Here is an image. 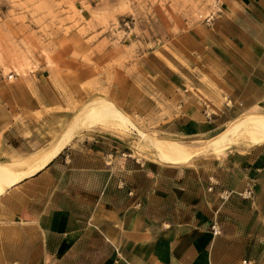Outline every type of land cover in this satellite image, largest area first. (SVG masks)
<instances>
[{"label":"crops","instance_id":"1","mask_svg":"<svg viewBox=\"0 0 264 264\" xmlns=\"http://www.w3.org/2000/svg\"><path fill=\"white\" fill-rule=\"evenodd\" d=\"M214 11L177 40L191 68L164 64L165 143L264 119V0ZM55 89L34 76L4 87L1 166L31 171L59 141L69 104ZM131 133L81 130L34 174L0 177V264H264V141L158 161L133 154Z\"/></svg>","mask_w":264,"mask_h":264},{"label":"rangeland","instance_id":"2","mask_svg":"<svg viewBox=\"0 0 264 264\" xmlns=\"http://www.w3.org/2000/svg\"><path fill=\"white\" fill-rule=\"evenodd\" d=\"M217 1L0 0V103L9 82L34 76L51 82L69 104L68 118L58 124L60 129L67 127L62 136L75 121L108 103L132 124L112 116L79 126L72 138L81 130L123 136L132 131L133 154L140 159L159 161L146 136L161 141L166 160L173 158L175 147L186 151L185 159L217 156L222 151L201 153L210 140L165 143L157 133L168 104L164 64L175 72L180 65L191 68L193 59L180 52L177 40L207 24ZM241 141L264 140L235 134L219 148Z\"/></svg>","mask_w":264,"mask_h":264},{"label":"bare ground","instance_id":"3","mask_svg":"<svg viewBox=\"0 0 264 264\" xmlns=\"http://www.w3.org/2000/svg\"><path fill=\"white\" fill-rule=\"evenodd\" d=\"M112 116H117L121 119H123L125 122L132 124V122L126 118L121 112L118 111L116 106L114 104H103L98 107H96L94 110H92L88 115L82 117L81 119L75 121L73 124H71L70 128L66 133L62 136V138L59 139L57 143L49 147L47 151H43L39 155V157L42 159V162L33 170L27 171V172H19L16 170H10L4 166L0 165V177L6 178L10 183L18 182L22 180L23 178L34 174L37 172L40 168L45 166L50 160H52L55 156H57L60 151L70 142V140L73 137V134L79 126H92L95 121L108 119ZM235 134H241V135H255L259 139L264 140V119H251L248 121H243L242 123L236 125L235 127L229 129L227 132H225L221 137L218 139L212 140L208 143V145L201 151V153L208 154L213 153L216 151L227 139L231 138ZM146 140H148L159 159L162 161H165L166 154L165 151L162 149V147L159 145L158 142H161L160 140H155L153 138H150L146 136ZM174 150L172 152V155L175 159H178L180 156H182V153H185V150H182V148H173Z\"/></svg>","mask_w":264,"mask_h":264},{"label":"built area","instance_id":"4","mask_svg":"<svg viewBox=\"0 0 264 264\" xmlns=\"http://www.w3.org/2000/svg\"><path fill=\"white\" fill-rule=\"evenodd\" d=\"M212 232H213L214 236H219L221 234V230L219 229V227L216 224H214L212 226ZM244 264H248V263L244 262Z\"/></svg>","mask_w":264,"mask_h":264}]
</instances>
